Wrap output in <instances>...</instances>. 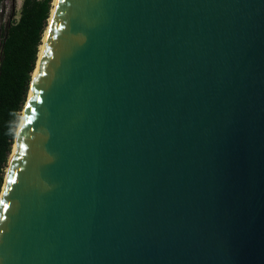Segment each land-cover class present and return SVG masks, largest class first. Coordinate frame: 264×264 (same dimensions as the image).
Returning <instances> with one entry per match:
<instances>
[{"label":"water","instance_id":"obj_1","mask_svg":"<svg viewBox=\"0 0 264 264\" xmlns=\"http://www.w3.org/2000/svg\"><path fill=\"white\" fill-rule=\"evenodd\" d=\"M0 201V264H264V0H58Z\"/></svg>","mask_w":264,"mask_h":264},{"label":"trees","instance_id":"obj_2","mask_svg":"<svg viewBox=\"0 0 264 264\" xmlns=\"http://www.w3.org/2000/svg\"><path fill=\"white\" fill-rule=\"evenodd\" d=\"M53 8L54 0H23L1 26L0 194Z\"/></svg>","mask_w":264,"mask_h":264},{"label":"rangeland","instance_id":"obj_3","mask_svg":"<svg viewBox=\"0 0 264 264\" xmlns=\"http://www.w3.org/2000/svg\"><path fill=\"white\" fill-rule=\"evenodd\" d=\"M22 2H23V0H9L8 3L0 2V7H3V12H1V14H0V33H1V26L6 24V22L8 21V19L10 17V14H11V12H13V10H15L16 17L19 16V12L21 10ZM54 5H55V0H54ZM49 23H50V21H49ZM43 42H44V39H43ZM0 45H1V37H0ZM41 49H42V46H41ZM22 114H23V111L21 113V117H22ZM10 157H11V155H10ZM6 172H7V169H6Z\"/></svg>","mask_w":264,"mask_h":264},{"label":"bare ground","instance_id":"obj_4","mask_svg":"<svg viewBox=\"0 0 264 264\" xmlns=\"http://www.w3.org/2000/svg\"><path fill=\"white\" fill-rule=\"evenodd\" d=\"M57 1L58 0H55V5H54V8H55V6H56V4H57ZM54 8H53V10H52V14H51V17H50V22H51V20H52V16H53V13H54ZM49 26H50V23H49V25H48V28H47V30H46V32H45V37H44V42H43V44H42V49H43V47H44V43L46 42V39H47V35H48V32H49ZM42 49H41V51H42ZM40 54H41V52H40ZM24 110H25V108H24Z\"/></svg>","mask_w":264,"mask_h":264},{"label":"built area","instance_id":"obj_5","mask_svg":"<svg viewBox=\"0 0 264 264\" xmlns=\"http://www.w3.org/2000/svg\"><path fill=\"white\" fill-rule=\"evenodd\" d=\"M2 2H3V3H8L9 0H3ZM1 12H3V7H0V14H1Z\"/></svg>","mask_w":264,"mask_h":264},{"label":"snow or ice","instance_id":"obj_6","mask_svg":"<svg viewBox=\"0 0 264 264\" xmlns=\"http://www.w3.org/2000/svg\"><path fill=\"white\" fill-rule=\"evenodd\" d=\"M0 203H2V201H0Z\"/></svg>","mask_w":264,"mask_h":264}]
</instances>
